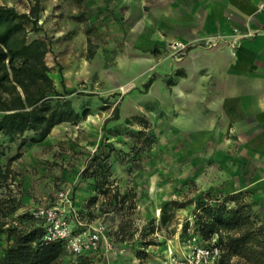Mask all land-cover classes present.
<instances>
[{
  "label": "rangeland",
  "instance_id": "obj_1",
  "mask_svg": "<svg viewBox=\"0 0 264 264\" xmlns=\"http://www.w3.org/2000/svg\"><path fill=\"white\" fill-rule=\"evenodd\" d=\"M33 1L0 5L27 13ZM149 9L147 0H40L39 30L25 23L28 41L50 43L45 61L57 92L90 114L54 126L44 139L0 133V260L8 227L2 224L69 188L81 216L105 228L101 245L112 246L91 264H167L194 243L219 247L214 264H237L217 234L205 238L196 230L201 204L246 203L264 225L248 192L228 194L226 135L212 132L211 120L194 108H182L175 66L188 49L178 54L172 46L183 41L141 42ZM62 264L83 263L68 252Z\"/></svg>",
  "mask_w": 264,
  "mask_h": 264
},
{
  "label": "crops",
  "instance_id": "obj_2",
  "mask_svg": "<svg viewBox=\"0 0 264 264\" xmlns=\"http://www.w3.org/2000/svg\"><path fill=\"white\" fill-rule=\"evenodd\" d=\"M147 1L141 42L192 44L175 66L179 101L226 135L228 194L248 192L264 216V0Z\"/></svg>",
  "mask_w": 264,
  "mask_h": 264
},
{
  "label": "trees",
  "instance_id": "obj_3",
  "mask_svg": "<svg viewBox=\"0 0 264 264\" xmlns=\"http://www.w3.org/2000/svg\"><path fill=\"white\" fill-rule=\"evenodd\" d=\"M39 12L40 0H34L27 13L0 5V133L12 138L31 132L44 139L54 126L74 123L90 114L88 108L76 112L57 92L45 61L49 41H28L25 23L31 22L32 30H39ZM153 80L144 84L145 89ZM117 110H113V119L117 118ZM0 178L5 176L0 174ZM166 208L163 222L167 220ZM199 209L196 230L202 236L217 234L226 256H236L237 264H264V225H257L248 204L241 202L227 208L224 202H214L201 204ZM7 215L2 213L3 217ZM5 225L8 227L2 232L6 247L0 264H62L68 254L60 243H42L43 230L29 212L18 222H4L2 226ZM77 259L83 264L93 260L87 254L77 255Z\"/></svg>",
  "mask_w": 264,
  "mask_h": 264
},
{
  "label": "built area",
  "instance_id": "obj_4",
  "mask_svg": "<svg viewBox=\"0 0 264 264\" xmlns=\"http://www.w3.org/2000/svg\"><path fill=\"white\" fill-rule=\"evenodd\" d=\"M192 46L190 42H175L173 49L183 54ZM42 230V243H60L68 252L75 255L93 256L99 252H110L109 242L101 245L104 227L101 224L87 222L72 199L71 188L61 190L54 201L48 205L37 206L29 210ZM220 257L218 246L209 247L193 244L192 249L183 258L170 257L167 264H214Z\"/></svg>",
  "mask_w": 264,
  "mask_h": 264
}]
</instances>
